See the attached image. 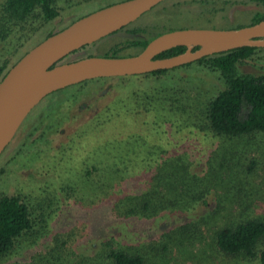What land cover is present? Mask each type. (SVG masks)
<instances>
[{"label":"rangeland","instance_id":"1","mask_svg":"<svg viewBox=\"0 0 264 264\" xmlns=\"http://www.w3.org/2000/svg\"><path fill=\"white\" fill-rule=\"evenodd\" d=\"M104 3L106 0H57L59 14L48 25L55 31ZM261 5L256 0H163L131 26L141 27L142 35L182 27H235L250 22ZM128 34L122 29L96 44H88L69 58L105 50L135 54L138 47L128 44ZM12 40L0 41V53ZM236 69L242 73L264 71V49L238 61ZM155 84L182 87L190 100L197 98L199 103L224 86L220 72L193 62L168 74L70 84L46 95L29 111L0 154V195H27L35 206L37 222L43 220L30 237L20 238L12 251L0 257V264H114L107 254L112 247L142 254L144 264H261L257 256L228 255L214 244L215 228L226 220L238 221L242 217L239 210L230 213L220 208L222 199L214 184L205 186V201L194 202L186 209H162L151 216L114 212L118 196L152 190V177L161 156L181 158L190 171L203 174L208 159L223 162L226 151L232 149L241 168L236 176L242 177V181H234L235 196L242 204L254 203L250 214L264 215V134L252 133L251 138L239 143L208 128L201 129L195 114L178 124L179 115L170 112L168 104L160 113L135 108L133 102L132 107L129 100L135 97L134 91ZM115 94L126 102H116ZM113 136L128 139L127 147L135 146L137 141L142 150L140 157L147 156V161L137 166L131 163L128 171L122 168L127 175L119 183L111 180L110 192L97 201L95 194L79 191L84 181L76 185V172L83 168V159L94 161L98 153L106 157L109 151L102 145ZM123 143L120 140L112 146L111 142L108 147L119 150ZM236 170L226 165L223 168L231 175ZM216 197L220 201L212 213L219 208L220 212L212 221L207 213L215 206ZM182 224H188L189 230L181 235L178 227ZM168 233L170 236L165 238ZM164 239L166 249L148 244Z\"/></svg>","mask_w":264,"mask_h":264},{"label":"trees","instance_id":"2","mask_svg":"<svg viewBox=\"0 0 264 264\" xmlns=\"http://www.w3.org/2000/svg\"><path fill=\"white\" fill-rule=\"evenodd\" d=\"M115 1L119 0H106V3L97 8ZM256 1L262 4L260 9L255 12L250 22L237 26L250 24L264 18V0ZM58 14L57 0H0V41L7 42V40L13 39L9 47L5 46L7 48L5 52L0 53V79L24 52L54 32V29L48 24ZM84 14L82 13L78 17ZM132 22L109 35L115 34L122 29L126 30L129 34L125 38L128 44L138 47L137 52L151 38L163 32L156 31L155 33L142 35L140 31L143 29L138 26H131ZM15 39L17 42H14ZM96 43L97 41L91 44ZM185 48V45L173 46L161 51L157 56L173 55L182 52ZM258 49H264V47L240 46L205 55L199 59L172 68L156 69L134 74L137 76L161 75L168 74L172 69L189 65L193 62L204 64L211 70L220 72L224 86L200 103L199 100L196 101L197 98L190 100L187 95L188 92L184 88L172 84L160 86L155 84L145 87L142 91L136 89L134 91L135 97H132L129 102L131 105V102H133L135 108L141 107L159 113L168 104L170 112L179 115L178 120L180 122L178 121V124L183 121L182 118L186 121L188 117H192L195 114V119L200 120L197 124H199L201 129L208 128L209 131L217 135L227 136L229 139L232 138L239 141V143L243 142L242 140L245 138H251L252 133L264 134V71L259 73H242L236 69L238 61L250 57ZM88 54L95 53L90 52ZM130 54L132 53L125 55ZM101 55L118 56L124 54H121L118 50H105ZM128 76L132 75L96 77L91 79H113ZM114 96L118 98L116 102H126L124 97L118 94ZM120 140L125 141V143L121 145L119 150H111L108 147L109 143L112 142L113 146L116 142H120ZM128 141L126 138L117 139L116 136H113V138L107 139L102 145L104 149L109 151L108 154H105L106 157L98 153L97 156H94V161L93 159L91 161L83 159L85 162L83 168L76 172V185H78L79 180L84 181V188L82 190L79 189V191L88 192L91 196L95 194L96 200L99 201L110 192V188L112 187L111 180L114 184L119 183L124 175H127L124 170H130L131 163L134 166L142 162L146 163L147 156L140 157L139 153L142 150L138 149L137 141L136 145L134 144L135 141L131 142L135 146L127 147L128 144L126 145V142ZM229 147L233 148L232 146ZM231 150L229 152L228 150L226 151V157L223 162L217 161L215 163L212 158L208 159L207 170L203 174L190 171L187 167L188 164L180 161L181 158L161 156L160 161L156 163V173L152 177V190L141 193H138L137 190L133 193L118 196L114 201V212L125 216L133 214L151 216L158 214L162 209H186L194 202L205 201V186L214 184L216 185L215 188H217V195L222 200L220 201L219 198H215L217 202L207 213V217L212 219V221L218 219L217 214L220 212V208L230 213H236L239 210L238 215L242 216L238 221L224 220L225 223L215 228L212 233L214 244L228 255H242L250 258L257 256L260 263L264 264V215L250 214L249 208L254 203L245 202L242 204L241 199L235 196L237 189L234 186V181L238 179L242 181V177L236 176L241 171L239 170L241 168L237 164V155L232 153ZM233 154L235 155L234 157ZM228 159L229 161L227 162ZM225 165L229 170L233 169L234 172L237 169L236 173H234L235 176L226 174L223 171ZM248 168L249 171L250 168L252 169L250 166ZM244 178L247 177L244 176ZM65 188L67 189V187ZM76 190L78 189L76 188ZM219 201L222 205L219 204L220 208L218 212L212 213ZM42 220L37 222L35 206L30 202L27 195H22L21 193H2L0 195V257L12 251L20 238L24 236L30 237L36 230L38 223L42 225ZM187 230H189L188 224H182L178 227V232L181 235L185 234ZM173 232L170 231V234ZM170 234H166L165 238L170 236ZM165 241L166 239L151 241L148 244L153 246L159 245L160 248L166 249V244L162 243ZM107 254L114 264H144L142 254L125 249L124 247H112ZM11 264L31 263L15 262Z\"/></svg>","mask_w":264,"mask_h":264},{"label":"water","instance_id":"3","mask_svg":"<svg viewBox=\"0 0 264 264\" xmlns=\"http://www.w3.org/2000/svg\"><path fill=\"white\" fill-rule=\"evenodd\" d=\"M163 0H119L94 9L55 30L24 52L0 79V154L29 111L51 92L83 80L134 75L172 68L215 52L240 46L264 47V18L237 27H182L151 38L137 53L106 56L86 54L69 58ZM185 45L182 52L157 55Z\"/></svg>","mask_w":264,"mask_h":264},{"label":"flooded vegetation","instance_id":"4","mask_svg":"<svg viewBox=\"0 0 264 264\" xmlns=\"http://www.w3.org/2000/svg\"><path fill=\"white\" fill-rule=\"evenodd\" d=\"M55 91H56V90H55ZM16 133H17V132H16ZM16 133H15V134H16Z\"/></svg>","mask_w":264,"mask_h":264}]
</instances>
